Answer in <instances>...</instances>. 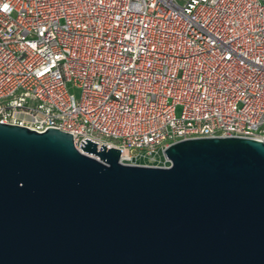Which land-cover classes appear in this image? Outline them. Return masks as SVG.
<instances>
[{
  "label": "built area",
  "instance_id": "1",
  "mask_svg": "<svg viewBox=\"0 0 264 264\" xmlns=\"http://www.w3.org/2000/svg\"><path fill=\"white\" fill-rule=\"evenodd\" d=\"M0 123L137 166L190 139L264 142V0H0Z\"/></svg>",
  "mask_w": 264,
  "mask_h": 264
},
{
  "label": "water",
  "instance_id": "2",
  "mask_svg": "<svg viewBox=\"0 0 264 264\" xmlns=\"http://www.w3.org/2000/svg\"><path fill=\"white\" fill-rule=\"evenodd\" d=\"M0 123V264H264V142L190 139L168 167Z\"/></svg>",
  "mask_w": 264,
  "mask_h": 264
}]
</instances>
